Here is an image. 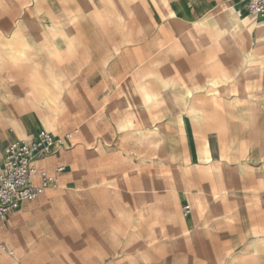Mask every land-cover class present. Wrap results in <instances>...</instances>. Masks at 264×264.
I'll return each mask as SVG.
<instances>
[{"label":"rangeland","instance_id":"374dc122","mask_svg":"<svg viewBox=\"0 0 264 264\" xmlns=\"http://www.w3.org/2000/svg\"><path fill=\"white\" fill-rule=\"evenodd\" d=\"M84 1L0 0V154L9 141L35 135V131L28 136L17 135L16 128L6 117L15 120L22 110L37 109L39 104H47L37 83L41 76L38 69L39 49L33 47L26 51L24 57H18L13 62L2 37L15 35L18 38L21 34L38 44L40 32L54 31L56 20L70 17L67 15L69 10L65 8ZM177 1L180 0H174ZM211 1L212 10L207 14V17H212L210 23L217 24L223 40H233L232 47L222 49L223 70L228 69L233 78L216 88L210 87L201 95L212 107L205 112L203 125L194 120L196 125L186 127L185 135L180 133L178 126L170 125L171 121L169 123L168 120L151 128L154 129V135L158 136L153 152L158 149L159 157L154 159H122L117 149H106L107 144H78L80 134L92 133L81 127L80 132L75 133L70 140V146L73 147L60 150L49 159L50 170L63 166L56 176H59L62 188H66L62 189L66 194L63 192L64 197L58 201L62 215L52 209L44 218V233L54 234L56 238H50L49 235L47 239H42L43 251L55 241L63 247H70L77 241L72 219L74 202L70 198L71 181L74 180L79 184H96L89 189L93 191L90 200L93 217L90 245L93 248L110 249L107 264H264V243L253 248L254 239L247 240L249 234L264 235V46L258 47L253 52L254 58L249 60L255 62L254 68L262 66L263 73L244 74L246 60L243 52H251L255 41L251 23H241L240 18L246 16L247 11L242 2L236 8L240 0ZM150 2L148 0L147 4ZM234 40H237L236 44ZM177 84L180 85L164 94V100L159 103L160 106L167 104L165 108L168 107L171 112L173 108L186 106L179 98V88L185 85L180 82ZM194 99L196 102L193 103H201L200 96L196 95ZM10 100L11 104L8 105ZM194 113L195 110L191 115ZM47 118L44 123L55 135L62 136L65 132L56 126L53 129ZM149 129L137 128L141 142L125 143L128 150L137 147L139 154H150L149 144L142 141L150 132ZM103 130L98 128V131ZM161 132L167 136L164 143L160 140ZM204 138L209 142L213 157L211 165L199 158L168 156L173 151L180 152V155L188 150L197 153L203 147ZM232 146L235 153L229 156L226 151L227 155L221 157V152ZM247 154L249 157H246ZM245 162L252 168L243 167ZM125 166L128 170L133 169L127 175L128 180L138 174L144 187H155V183L158 187L155 197L144 192L138 199L144 204L151 198H157L160 202L159 207H143L144 223L138 237L130 240L128 252L124 248V239L115 231H110L109 238H102L97 231L103 225H118L114 222H99L97 216L102 214L105 219L114 220L111 210L116 211L118 207L112 201L119 197L120 176L113 172ZM222 189L227 191V195L215 199L213 192ZM184 202L191 206L187 216L181 211ZM187 218H191L192 224L189 234H185V228L181 225L182 220L184 222ZM22 228V219L14 228H9L6 220L0 222V244L5 247V250L0 247V264H26L23 257L8 255L10 250L21 254L29 248L24 246ZM38 241L40 239H36L34 244ZM238 242L243 245L228 255ZM150 247L152 253L146 255Z\"/></svg>","mask_w":264,"mask_h":264},{"label":"crops","instance_id":"0c3cea01","mask_svg":"<svg viewBox=\"0 0 264 264\" xmlns=\"http://www.w3.org/2000/svg\"><path fill=\"white\" fill-rule=\"evenodd\" d=\"M150 1V4H147L148 0H85L65 8L69 10L67 15L70 17H64L62 22L56 20L54 31L40 32L38 44L25 36L35 49H39L38 69L41 76L37 82L44 84L53 102L51 103L40 89L46 105L39 104L37 109L22 110L15 120L9 117L17 135L28 136L33 131L36 134L41 127L53 131L44 123L47 117L52 116L54 129L56 126L61 131L68 132L79 128L77 132H80L83 127L92 132L80 134L78 144H107L106 149H117L122 159H154L159 157L158 149L153 152L155 144L158 143V136L154 135V129L151 128L168 120L169 123L171 121L170 125L174 122L173 125L178 126L180 133L185 135L186 127L196 125L194 120L203 125V115L205 116V112L210 111L212 107L201 95L210 87L216 88L218 85H210L206 89L201 85L207 78H213L223 72L225 65L222 49L232 47L233 40H223L216 23L211 22L208 30L197 25V20L204 17L211 21L212 17H207L212 10L211 0H171L170 6L165 8L159 5L158 0ZM235 6L238 7L237 4ZM167 11H173V16L166 17ZM245 15L251 17L247 13ZM234 43L236 44L237 40H234ZM225 72L230 74L228 69ZM159 78L168 82V90H163ZM178 82L185 85L184 89L193 87L194 90L185 107L173 108L171 112L168 107L165 108L167 104L160 106L159 103L164 100L163 95L172 90L171 85ZM248 85L247 90L250 89ZM196 95L200 96L199 104L193 103L196 102ZM7 103L11 104V100ZM194 110L195 113L191 115ZM179 113L182 115V127L176 123ZM140 127L150 128V132L142 140L149 144L150 154H139L137 147L128 150L125 145L127 142H141L137 130ZM98 128L104 130L98 131ZM165 137L164 141L160 138L162 143L166 142L167 136ZM226 151L231 156L235 153V148L227 147L221 152V157L227 155ZM179 153L173 151L170 154L174 155L172 158H199L209 163L213 159L209 142L205 138L203 147L198 149L197 153L190 150L181 152L182 155ZM2 154L3 150L0 157ZM52 156L43 162V166L48 170ZM132 170L125 166L113 172L120 176L119 197L112 201L113 205L118 207L116 211L111 210L114 220L105 219L102 214L97 216L99 222L118 223L100 226L97 231L101 233L102 238L108 237L111 230L115 231L124 239L127 252L130 240L138 237L144 223L143 207L160 206L157 198H151L145 204L138 199L144 192L155 197L158 187L156 183L155 187H144L138 174L128 180L127 175ZM58 180L59 187L45 190L37 198L23 203L18 210L8 214L6 223L9 228H14L20 219L23 220L24 246H29L28 251L24 253L18 254L10 250L12 253L9 254V251L8 255L23 257L26 264H107L111 255L110 249L93 248L90 245V224L93 218L90 200L93 191L89 189L96 184L71 181L70 198L74 202L72 219L76 227L77 241L70 247H63L55 241L47 250L41 249L42 239H47L49 235L50 238H56L54 234L44 233V218L52 209L58 210V214L62 215L58 201L64 197L63 192L66 194V191L62 190L66 188H62L59 176ZM226 195L225 189L213 192L215 199ZM181 225L185 228V234H189L192 227L191 218L181 222ZM250 238L254 239L253 248L264 243V235L249 234L247 240ZM36 239L40 241L34 244ZM242 245L241 242L236 243L228 255ZM0 247L5 250L4 245L0 244ZM151 253L150 247L145 254Z\"/></svg>","mask_w":264,"mask_h":264},{"label":"built area","instance_id":"2783aa9c","mask_svg":"<svg viewBox=\"0 0 264 264\" xmlns=\"http://www.w3.org/2000/svg\"><path fill=\"white\" fill-rule=\"evenodd\" d=\"M240 1L247 12L264 19V0ZM77 131L78 128H74L57 136L41 127L34 136L12 140L4 146L0 157V221L7 220L10 212L18 210L23 203L37 198L45 190L59 187L56 174L62 171L63 166L50 171L43 162L60 150L70 148V140ZM181 211L187 216L191 211L190 204H182Z\"/></svg>","mask_w":264,"mask_h":264},{"label":"bare ground","instance_id":"6f19581e","mask_svg":"<svg viewBox=\"0 0 264 264\" xmlns=\"http://www.w3.org/2000/svg\"><path fill=\"white\" fill-rule=\"evenodd\" d=\"M240 2L241 1H238L237 2V6L239 5ZM158 3H159V5L162 8H165V7L168 6V0H158ZM247 14H249L253 18H249V17H246V16H242V18H240L241 19V23H243V24L245 23L246 24L248 21L251 23V26L253 28L254 35H255V41L252 43L251 52H248V53L247 52H243V56H244V58L246 60V65L243 68V73L246 74V75H248V74H256V73H259V72H262L263 71V67L262 66L260 68L259 67L258 68H254L253 67V64H255V62H253V61L252 62H249V60L254 58L253 57L254 56V53L253 52L258 47H260L261 45L264 46V19L256 18L250 12H247ZM165 16L166 17L173 16V11H167L165 13ZM197 25L198 26H201L204 29H207L208 30V28L210 27V22L208 21V19L206 17H204V18H201V19L197 20ZM18 36H19L18 38L15 35H4L2 37V40H3L4 44L7 46V51L9 53V55L11 56V59H12L13 62H16L18 57L19 58L24 57L26 51L34 47V45L32 43H30L29 41H27V39L25 38V36H23L21 34L18 35ZM262 60H264V59H262ZM236 71L238 72V69H236ZM235 75H237V74H235ZM232 78H233L232 75L227 74L223 70V72L220 73V74H218L217 76H215L213 78H210L209 80L207 78V80L204 81V83L201 85V87L202 88H205V89L208 86H210V85L216 87L217 85H219L221 83H224L226 81L231 80ZM159 82H160V84H161V86H162V88H163L164 91L168 90V88L170 87V85L168 84V82L165 79H163V78H159ZM37 83L39 85V89H41L42 93L46 97H48L49 100H50V102L52 103L53 100L48 95V89L44 87V84L42 82H37ZM179 85L180 84L173 83L171 85V87L173 88V87H176V86H179ZM193 90H194L193 87H188L187 89L179 88V91L181 93V95L179 96V98L182 100L183 103H187L188 102L189 97L192 94ZM160 100H162V98H160ZM6 118L11 123H13L9 117H6ZM47 120H48L49 125L54 129V119H53V117L50 116V117L47 118ZM176 123H177V125L179 124L182 127V123L183 122H182V115L180 113L176 116ZM172 126H173V124H172ZM160 136H161L160 138H161L162 141H164L166 139L165 135L162 132L160 133ZM173 154H169V156L172 158L174 156ZM244 166H249V165L246 164ZM249 167L252 168L251 166H249ZM182 222H183V220H182Z\"/></svg>","mask_w":264,"mask_h":264}]
</instances>
